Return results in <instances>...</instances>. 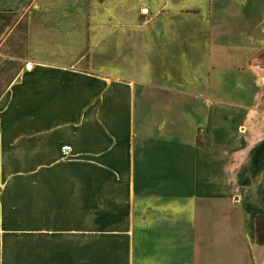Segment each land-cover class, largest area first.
I'll use <instances>...</instances> for the list:
<instances>
[{
	"label": "crops",
	"instance_id": "1",
	"mask_svg": "<svg viewBox=\"0 0 264 264\" xmlns=\"http://www.w3.org/2000/svg\"><path fill=\"white\" fill-rule=\"evenodd\" d=\"M0 15L30 66L0 98V264H264V0Z\"/></svg>",
	"mask_w": 264,
	"mask_h": 264
},
{
	"label": "rangeland",
	"instance_id": "2",
	"mask_svg": "<svg viewBox=\"0 0 264 264\" xmlns=\"http://www.w3.org/2000/svg\"><path fill=\"white\" fill-rule=\"evenodd\" d=\"M26 68L25 37L22 19L20 15H0V98L11 84L15 82L19 73L26 70ZM226 78L229 80L227 74ZM231 81H233L232 77ZM229 88H231L232 92L236 90L232 86ZM260 92L264 96V82L261 84Z\"/></svg>",
	"mask_w": 264,
	"mask_h": 264
},
{
	"label": "bare ground",
	"instance_id": "3",
	"mask_svg": "<svg viewBox=\"0 0 264 264\" xmlns=\"http://www.w3.org/2000/svg\"><path fill=\"white\" fill-rule=\"evenodd\" d=\"M30 68V66L29 65H27V69H29Z\"/></svg>",
	"mask_w": 264,
	"mask_h": 264
}]
</instances>
